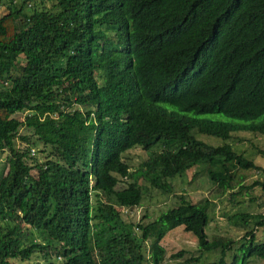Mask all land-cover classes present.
Segmentation results:
<instances>
[{
  "label": "trees",
  "instance_id": "obj_1",
  "mask_svg": "<svg viewBox=\"0 0 264 264\" xmlns=\"http://www.w3.org/2000/svg\"><path fill=\"white\" fill-rule=\"evenodd\" d=\"M247 132L264 134V0H0V264H162L176 228L221 249L211 264L264 261V213L232 217L255 228L227 262L210 199L184 196L197 177L264 192L242 184L264 167L230 142ZM178 189L153 219L121 215Z\"/></svg>",
  "mask_w": 264,
  "mask_h": 264
},
{
  "label": "rangeland",
  "instance_id": "obj_2",
  "mask_svg": "<svg viewBox=\"0 0 264 264\" xmlns=\"http://www.w3.org/2000/svg\"><path fill=\"white\" fill-rule=\"evenodd\" d=\"M241 136H243V138ZM253 136L249 132L234 133L230 142L233 143L239 151L245 152L246 156L252 159L256 165L264 167V155L256 149H264V134ZM199 137L210 144L216 145L221 143L219 140L208 138L204 135H199ZM138 150L141 151L140 149ZM133 156V162L137 163L139 157L137 155ZM3 160V157L0 156V171L7 170V166H5ZM255 180H263L264 182V172L251 171L245 173L242 184L251 185ZM188 181V186L191 190L184 195L186 199L190 198L193 202L201 201L204 198L210 199L209 212L211 214V219L205 228L208 239L213 240L217 237H228L234 240L230 249H228L225 254V259L229 262L232 259L234 251L239 246L245 230L253 227L252 224H249L246 228L235 226L232 217L247 212L264 213V207H262V209L257 207L260 202L264 201V192L260 186L256 185L247 189H240L239 186H236L233 190H228L220 194L216 187L210 185L204 178L197 177L192 181H190V178H186L184 186L187 185ZM124 183L125 182H119L115 188H124L126 186ZM179 194V189L175 191V193L170 194L157 193L155 191L148 192L139 206L130 209L122 208L121 215L124 219L132 221L140 220L144 214H148L149 216L144 219L145 221L153 219L160 212L171 206H176L179 201ZM252 198H256V200L251 202L250 200ZM254 233L259 241L264 240V228L262 226L256 227ZM161 243L166 252L162 264H186L187 259L199 255H201L199 261L201 264H211L218 261L221 257L220 248L201 252L196 237L191 233L185 232L181 228L169 231L163 237ZM179 252H181V255H176ZM245 264H264V261L262 258L251 257L247 259Z\"/></svg>",
  "mask_w": 264,
  "mask_h": 264
},
{
  "label": "clouds",
  "instance_id": "obj_3",
  "mask_svg": "<svg viewBox=\"0 0 264 264\" xmlns=\"http://www.w3.org/2000/svg\"><path fill=\"white\" fill-rule=\"evenodd\" d=\"M125 30H126V33H125ZM145 35H147L146 32H145ZM123 36L125 38V41H128L129 43H130V41H132L134 43L139 41V45L138 46H143V47L149 48L150 51L157 44V42L154 43L153 41H151L152 43H147V41H145V36L144 35L140 36L139 32L134 33L131 28H125L124 32H123Z\"/></svg>",
  "mask_w": 264,
  "mask_h": 264
}]
</instances>
